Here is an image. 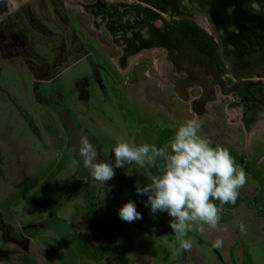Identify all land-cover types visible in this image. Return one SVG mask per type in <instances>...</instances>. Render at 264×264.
I'll list each match as a JSON object with an SVG mask.
<instances>
[{"label":"rangeland","instance_id":"1","mask_svg":"<svg viewBox=\"0 0 264 264\" xmlns=\"http://www.w3.org/2000/svg\"><path fill=\"white\" fill-rule=\"evenodd\" d=\"M7 3L6 18L0 20L5 35L0 37V264H264V125L249 122L254 127L245 137L243 123L249 115L236 104L235 93L229 98L217 92L214 102L204 103L211 112L196 116L189 109L190 96L187 102L178 101L159 90L143 73L145 66L138 65L135 74L133 65L117 71L109 59L119 51L116 43L104 29L98 32V17L94 20L80 0ZM85 54L89 64L83 60ZM156 55L150 53L146 59L155 63ZM92 59L105 61L110 73L102 80L103 91L122 96L121 103L132 110L159 109L157 97L163 96L169 111L165 122L153 117L149 126L142 118L123 124L119 115L121 128L99 131V124L111 129L98 120V68L89 72V65L96 66ZM83 75H88L87 81ZM126 77H134V83H126ZM194 90L188 92L194 95ZM62 109L92 145L100 146L95 148L98 157L110 164L115 162L118 141L163 148L179 124L197 119L198 134L213 148H226L246 171L247 183L235 204L213 200L221 209L219 228L205 224L201 235L200 225H194L197 230L186 237L191 250L177 253L179 245L169 226L172 218L167 212L153 214L146 206L147 195L135 190L137 181L143 186L160 174L162 160L143 168H115L106 184L88 171H80L86 175L74 181L78 160L61 126ZM129 200L142 216L133 222L118 214ZM240 223L246 226L244 234ZM217 238L223 240L218 249L212 246Z\"/></svg>","mask_w":264,"mask_h":264},{"label":"flooded vegetation","instance_id":"2","mask_svg":"<svg viewBox=\"0 0 264 264\" xmlns=\"http://www.w3.org/2000/svg\"><path fill=\"white\" fill-rule=\"evenodd\" d=\"M4 1L0 0V20L3 16L6 18V12L3 10L8 8V0ZM80 2L83 8L93 15L94 20L98 17V32H101V28L104 29L112 37L111 42L116 43L114 47L119 51L114 58L109 59L117 71L123 73L133 65L131 68L135 74L138 65L145 66L143 73L147 78L155 80L159 90L167 91L178 101L187 102L190 96L189 109L196 116L200 112H211V109L205 108L204 103L214 102L217 92L222 97L229 98L231 93H235L236 104L244 115H249L243 123L245 137L255 124L256 127L264 125V0H93L89 4L81 0ZM23 14V11L20 12L21 17ZM58 16L65 17V14L58 13ZM185 21L199 26L206 33L210 43L203 46L188 38L184 31ZM1 36L5 38L3 33ZM150 53H159L155 63L153 59H146ZM138 56L142 59L136 61ZM83 58L87 64L90 63L88 55L85 54ZM92 61L97 67L91 68L89 65V72L98 68V120L109 123L107 125L111 129L108 130L105 124H99V131L117 130L120 123L116 117L119 115L124 117L123 124L127 119L138 121L142 118L144 125L149 126L153 117L154 120L157 118L165 122L169 111L161 99L163 96L157 97L161 111L156 107L134 111L128 104L121 103L122 96L117 97L116 93L103 91L105 85L102 80L105 76H110V73L105 70V61ZM83 77H86V81L89 78L88 75ZM134 77H130L132 81L126 77L129 80L126 83H134ZM111 81L116 82L114 79ZM99 85L102 89H99ZM34 86L36 85L33 84V90ZM191 89H195L194 95L188 92ZM123 95L126 96L124 92ZM143 98L151 101L147 94H144ZM116 99L119 102H114ZM112 107L113 109H110ZM249 122L254 123V126ZM102 140L107 142L105 138ZM93 146L96 148L99 145ZM111 156L113 161V155ZM76 164L77 175L72 173L74 181L79 180L80 175H86L78 170V161Z\"/></svg>","mask_w":264,"mask_h":264},{"label":"clouds","instance_id":"3","mask_svg":"<svg viewBox=\"0 0 264 264\" xmlns=\"http://www.w3.org/2000/svg\"><path fill=\"white\" fill-rule=\"evenodd\" d=\"M199 128L197 119L179 124L174 137L163 148L148 144L133 146L118 141L113 148L114 164L99 160L96 149L85 136L81 135L78 140L85 167L95 181L103 184L115 176V168L126 164L143 168L146 163L154 165L158 158L162 160L160 174L151 176L150 183L143 186L137 181L135 190L140 195H147L146 206L150 205L153 214L167 212L172 218L169 226L179 245L177 253L191 250L192 242L186 237L190 231L197 230L194 225H200L198 231L201 235L205 224L218 229L221 209L213 200L235 204L239 189L247 183L244 168L236 164L226 148H213L209 139L198 134ZM118 214L126 222L142 218L131 200L119 208ZM238 227L242 234L246 233L243 223ZM212 246L221 248L223 240L217 238Z\"/></svg>","mask_w":264,"mask_h":264},{"label":"water","instance_id":"4","mask_svg":"<svg viewBox=\"0 0 264 264\" xmlns=\"http://www.w3.org/2000/svg\"><path fill=\"white\" fill-rule=\"evenodd\" d=\"M60 122L63 128V131L65 132L68 138V143L72 147V150L75 152V155L79 162V171L89 172V170L85 167L84 159L82 158L81 153L78 150V140H79V137L83 135L82 130L72 123V118L69 116L66 109H62V116L60 117ZM98 159L102 160L100 157H98Z\"/></svg>","mask_w":264,"mask_h":264},{"label":"trees","instance_id":"5","mask_svg":"<svg viewBox=\"0 0 264 264\" xmlns=\"http://www.w3.org/2000/svg\"><path fill=\"white\" fill-rule=\"evenodd\" d=\"M184 31L188 38L201 44L203 46L207 45L209 42L206 33L196 24L190 21H185Z\"/></svg>","mask_w":264,"mask_h":264},{"label":"bare ground","instance_id":"6","mask_svg":"<svg viewBox=\"0 0 264 264\" xmlns=\"http://www.w3.org/2000/svg\"><path fill=\"white\" fill-rule=\"evenodd\" d=\"M249 132V131H248ZM251 132V131H250ZM250 134V133H249Z\"/></svg>","mask_w":264,"mask_h":264}]
</instances>
